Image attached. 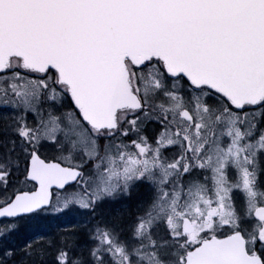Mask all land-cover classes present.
I'll list each match as a JSON object with an SVG mask.
<instances>
[{"label":"snow or ice","instance_id":"6c2138e0","mask_svg":"<svg viewBox=\"0 0 264 264\" xmlns=\"http://www.w3.org/2000/svg\"><path fill=\"white\" fill-rule=\"evenodd\" d=\"M0 264H264V0H0Z\"/></svg>","mask_w":264,"mask_h":264}]
</instances>
